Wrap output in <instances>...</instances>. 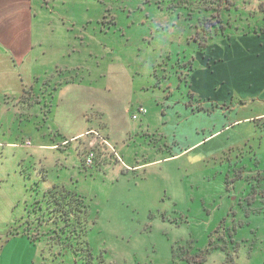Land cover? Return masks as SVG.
Listing matches in <instances>:
<instances>
[{
	"label": "rangeland",
	"instance_id": "1",
	"mask_svg": "<svg viewBox=\"0 0 264 264\" xmlns=\"http://www.w3.org/2000/svg\"><path fill=\"white\" fill-rule=\"evenodd\" d=\"M69 4L74 6L69 15L84 22L85 80L93 79L89 68L115 59L135 85L145 86L149 113L134 120L144 106L130 109L133 130L125 139L96 144L92 134L76 146L82 159L74 146L66 147L67 164H57L55 158L47 163L50 188L29 178L34 166L22 156V188L31 196L20 210L21 226L0 228V264H264V119L242 123L244 139L224 149L219 135L205 140L225 122L264 112V106L250 101L240 111L235 96L228 104L217 96L206 103L193 87V74L202 68L195 54L233 49L241 38L264 34V0ZM59 75L65 76L56 72L55 79ZM48 91L42 82L41 93ZM223 114V121L218 120ZM8 121L0 129L2 124L14 130L30 125L22 119ZM232 135L236 138L237 131ZM64 139V145L71 142L69 136ZM199 141L203 143L195 147ZM210 144L218 150L205 154ZM108 146L116 164L104 163ZM91 153L94 163L88 166ZM61 187L85 196L90 206V263L84 256L75 262L68 252L61 254L66 245L57 241L55 225L47 223L40 209L35 211L45 210L43 193ZM27 220L33 222L30 227Z\"/></svg>",
	"mask_w": 264,
	"mask_h": 264
},
{
	"label": "crops",
	"instance_id": "2",
	"mask_svg": "<svg viewBox=\"0 0 264 264\" xmlns=\"http://www.w3.org/2000/svg\"><path fill=\"white\" fill-rule=\"evenodd\" d=\"M69 1L0 0V125L4 119L12 124L19 119L30 124H21L18 130L2 124L0 129V228L21 219L20 210L27 208L31 196L24 190L26 180L22 183L19 170L22 156L34 166L32 178L28 177L38 180L43 189L50 188L48 162L55 158L57 164L63 165L64 160L67 164L62 153L68 146H74L82 159L76 146L92 134L96 144L103 139L108 144L114 138L125 139L134 121L127 113L134 106L146 107L145 86L135 85L132 74L115 59L89 68L93 79L85 80L84 22L69 15L70 7L74 9ZM241 39L233 49L195 54L202 68L193 74V87L200 98L208 99L206 103L217 96L228 104L235 96L240 111L250 101L264 106V34ZM56 72L65 76L55 79ZM69 72L75 75L67 76ZM42 82L49 86L48 93H41ZM223 115L218 120L223 121ZM258 119H264V112L227 121L205 140L219 135L220 149L240 143L245 137L242 123ZM146 126L150 127L148 122ZM66 136L71 142L64 145ZM210 145L205 154L218 150L216 144ZM105 149L109 152L104 163L116 164L109 146Z\"/></svg>",
	"mask_w": 264,
	"mask_h": 264
},
{
	"label": "trees",
	"instance_id": "3",
	"mask_svg": "<svg viewBox=\"0 0 264 264\" xmlns=\"http://www.w3.org/2000/svg\"><path fill=\"white\" fill-rule=\"evenodd\" d=\"M204 5H202V9L209 10L210 7ZM200 46L201 48H206L208 45L200 44ZM43 194L47 197L45 210L36 207L35 211L40 209L42 216H48L47 223L50 222L55 225L57 241L66 245V248L61 249L60 253L68 252L75 262L78 261V258L84 256L90 263L93 254L87 240L90 206L86 197L65 187H61L59 190L52 188ZM37 220L39 224L43 221L42 218ZM25 223L30 227L33 222L27 220ZM15 224H20L21 226L20 220H15L13 225ZM13 235H16V233Z\"/></svg>",
	"mask_w": 264,
	"mask_h": 264
},
{
	"label": "built area",
	"instance_id": "4",
	"mask_svg": "<svg viewBox=\"0 0 264 264\" xmlns=\"http://www.w3.org/2000/svg\"><path fill=\"white\" fill-rule=\"evenodd\" d=\"M147 114V109L145 107H139L135 114L133 115L134 120H138L140 116H144ZM94 163V156L93 154H89L86 159V165L91 166Z\"/></svg>",
	"mask_w": 264,
	"mask_h": 264
}]
</instances>
